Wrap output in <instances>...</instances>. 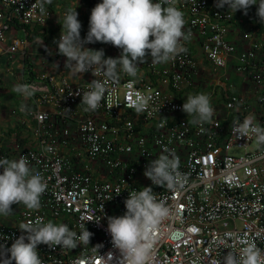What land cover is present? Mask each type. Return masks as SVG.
<instances>
[{
	"label": "built area",
	"instance_id": "obj_1",
	"mask_svg": "<svg viewBox=\"0 0 264 264\" xmlns=\"http://www.w3.org/2000/svg\"><path fill=\"white\" fill-rule=\"evenodd\" d=\"M0 2L2 54L11 61L19 57L21 83L37 86L32 97H23L11 109L14 123L26 130L21 129L23 140L16 134L4 138L5 133H0V159L28 156L30 167L48 185L39 210H29L22 203L12 205L13 214L0 220V244L10 247L23 234L19 226L36 217L67 224L78 233L79 225L85 224L93 233L89 245L76 249L38 245L44 264H73L82 254L95 256L92 247L97 244L103 245L100 255L111 252L112 264H118L120 252L111 243L107 217L123 215L129 192L150 186L166 198L171 209L160 225L152 264L223 262L228 251L244 246V237L264 248V144L251 146L257 141L254 134L239 137L234 132L233 122L244 119L228 121L227 112L240 97L230 94L220 105L214 99L216 83L211 78V70L218 69L215 78H226L231 65L264 89V23L256 15L258 5L247 15L242 10L232 15L227 6L217 8L216 0H178L185 13L184 31L191 33L184 42L187 51L164 64H153L149 57L131 87L128 82L133 78L121 74L119 86L110 85L101 107L85 111L82 93L100 77L89 71L74 82L58 75L57 70L66 66V57L58 52H37L49 55L54 69L26 71L23 67L33 56L21 48L28 27L45 24L52 16L51 6L45 4L42 13L41 0ZM100 2L89 0L90 14ZM12 30L23 31L25 37L14 34L6 42ZM208 84L211 90L204 93L210 94L215 109L213 122L194 124L193 117L182 111L185 91L204 89ZM135 90L153 97L147 110L139 114L131 105ZM259 100L264 104L263 92ZM233 145L242 147L243 153H230ZM46 146L53 151H44ZM164 146L175 150L180 171L189 176L184 190L153 185L144 175Z\"/></svg>",
	"mask_w": 264,
	"mask_h": 264
},
{
	"label": "clouds",
	"instance_id": "obj_2",
	"mask_svg": "<svg viewBox=\"0 0 264 264\" xmlns=\"http://www.w3.org/2000/svg\"><path fill=\"white\" fill-rule=\"evenodd\" d=\"M51 3L52 0H41L40 11L46 12L45 4ZM253 5H258L256 15L264 23V0H216L217 8L227 6L232 15L241 10L247 15ZM76 8H69L65 13L59 39L54 43L58 53L66 57L65 65L75 73L91 71L94 77H100L93 79L88 90L82 93L85 111H96L101 107L110 85L119 86L121 74L133 78L128 82L131 87L139 75L140 65L147 63L149 57L153 64H164L187 51L184 42L190 39L191 33L184 31L185 13L178 7V0H102L91 10L88 32L83 38ZM96 42L111 44L121 49V53L116 58H105L103 49L85 47ZM36 90L37 86L29 83H17L12 89L26 98L32 97ZM131 95L134 97L131 105L138 114L146 111L153 100L151 95L138 90ZM24 109L22 105L21 110ZM66 111L71 112L70 109ZM182 111L193 117L191 122L194 124H211L215 114L207 93L189 94ZM233 128L239 137L254 134L257 142L264 144V126L256 123L254 114L246 116L242 123L234 121ZM44 151L53 149L46 146ZM180 166L175 150L164 146L158 158L148 163L144 175L153 185L178 192L189 183L188 174L180 171ZM0 168L3 169L0 173V215H12L13 204L22 203L29 210H39L40 197L48 185L42 174L30 167L28 156L22 155L19 160L0 159ZM124 204L123 215L107 217L111 243L120 252L118 264H152L160 225L171 212L168 202L147 186L129 192ZM79 228L78 233L67 224L45 222L42 217H36L34 222L19 226L23 234L15 238L10 247L0 244V264H13V261L15 264H44L38 251L41 244L50 249H76L80 245H89L93 233L85 224H80ZM241 243L244 246L239 251L230 250L223 262L218 259L212 264H264V248L247 237L242 238ZM102 247V244L95 245L92 247L95 256L82 254L73 264H112L114 256L111 252L106 257L99 254Z\"/></svg>",
	"mask_w": 264,
	"mask_h": 264
},
{
	"label": "crops",
	"instance_id": "obj_3",
	"mask_svg": "<svg viewBox=\"0 0 264 264\" xmlns=\"http://www.w3.org/2000/svg\"><path fill=\"white\" fill-rule=\"evenodd\" d=\"M1 6L0 2V7ZM50 6L52 9L51 18L43 25L35 24L30 25L28 28L30 30V32H28L29 38H26V43L21 48H25V52H31L33 56L31 55V58H27L26 63L23 66L26 71L31 69H54L49 55L42 56L37 52H58V46L54 41L59 39L58 36L62 29L61 24H63L65 17L64 13H66L69 8L74 9L77 7L76 11L79 13V20H85L86 16H89L88 18H90L89 0H52ZM14 34L25 37L23 31L12 30L9 31L6 42H10V38L14 36ZM49 38H51L52 41H49ZM4 44L5 42L2 45ZM2 45L0 44V73L3 75V82L1 81L0 83L2 84L0 89L5 90L4 85L6 84L13 88L17 83H21V76L17 71L22 72V70L21 64L19 63L20 58L16 57V60L14 59L13 61L7 60L6 56L2 54V52H4L1 48ZM119 55L118 52L110 56L116 58ZM206 66L211 69V67H208V64H206ZM212 71L213 70H211V78L216 83L214 86V99L217 103L222 105L223 102L228 99V95L230 94H237L240 97V100L235 103V106L232 107L230 112H227L226 120L230 121L234 118L245 119L246 116L254 114L256 122L264 126V104L259 100L262 92L264 94V89L260 90L257 88L250 80L245 79L241 72L232 69L231 65L228 66V74L226 78L221 80L215 78L216 72L218 74L220 70L218 69L216 72L213 71V73ZM57 73L58 75H64L70 78L74 82H78L82 79L81 74L75 73L73 69L68 66H65L63 70H57ZM209 87L210 85L207 86V88L200 90L192 88L188 95L192 94V91H196V93H204L211 90ZM10 124H7L8 127L5 126L6 124H3L2 126L0 125V133H5L4 138L16 134L20 139H24V135L21 133V129L17 127V124L13 122H10ZM256 144L257 141L254 140L251 146Z\"/></svg>",
	"mask_w": 264,
	"mask_h": 264
},
{
	"label": "rangeland",
	"instance_id": "obj_4",
	"mask_svg": "<svg viewBox=\"0 0 264 264\" xmlns=\"http://www.w3.org/2000/svg\"><path fill=\"white\" fill-rule=\"evenodd\" d=\"M88 17L86 16L85 20H80V22L82 24V29H81V37L82 38L85 37L87 32H88V28H89V18ZM85 46L88 48L96 49V50L103 49L105 52V57H109L110 55L116 54L118 52L120 54V52H121V49H118V48L112 46L111 44H104V43H100V42H96L94 44H87ZM51 53L53 54L54 52H51ZM2 77H3V75H2ZM1 86H2V84H0V88H1ZM4 88H5V90L0 89V125L1 126L3 124H6L5 126H7V124H10V122L14 123L15 115L11 113V109L17 108L18 104L20 103V101L23 98V96L14 93L12 91L13 88L11 86H9L8 84L4 85ZM190 90L191 89H189V91ZM189 91H185L186 96L188 95ZM10 125H13V124H10ZM21 129H25V128L22 127ZM229 152L233 153V154H240V153H243V149H242V147H238L236 145H233L229 149ZM4 217L5 216L0 215V220H3L2 218H4Z\"/></svg>",
	"mask_w": 264,
	"mask_h": 264
},
{
	"label": "trees",
	"instance_id": "obj_5",
	"mask_svg": "<svg viewBox=\"0 0 264 264\" xmlns=\"http://www.w3.org/2000/svg\"><path fill=\"white\" fill-rule=\"evenodd\" d=\"M29 28V27H28ZM30 31V30H29ZM52 34V33H51ZM51 34H50V36H51ZM27 38H29V36L27 35ZM45 38V37H44ZM46 39V38H45ZM50 40L49 41H52V39L51 38H49ZM20 126L21 125H18L17 127L20 129ZM23 140V139H22Z\"/></svg>",
	"mask_w": 264,
	"mask_h": 264
}]
</instances>
